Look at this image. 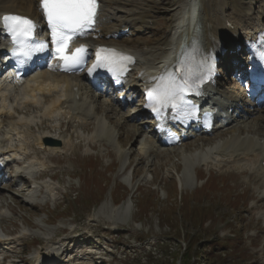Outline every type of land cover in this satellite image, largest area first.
I'll list each match as a JSON object with an SVG mask.
<instances>
[{"label":"rangeland","instance_id":"rangeland-1","mask_svg":"<svg viewBox=\"0 0 264 264\" xmlns=\"http://www.w3.org/2000/svg\"><path fill=\"white\" fill-rule=\"evenodd\" d=\"M181 2L129 0L126 8L117 11V18L125 19L127 26L129 41L124 48L138 59L126 76L123 99H116L106 78H96L94 88L88 83L85 71L93 62L92 50L79 72H63L48 56L38 60L28 75L50 66L56 77L77 82L96 118L110 129L114 138L110 144L90 141L95 122L82 125L66 115L44 117L43 96L38 105L22 109L21 114L0 113V148L19 152L20 163L9 166L25 175L20 178L23 187L19 179L6 175L0 182V236L8 235L11 242L0 247V264H33L38 252L39 263L60 256L62 264H201V256L192 252L200 254L204 246L214 264H264V170H258V163L230 159L198 165L189 171L192 183L182 181V159L194 151L219 147L232 138L251 137L264 146V123L252 117L256 97L247 96L241 73L244 52L230 49L219 59V85L240 95L238 112L225 110L217 115L213 132L197 130L178 145L167 146L141 112L137 75L146 65L160 66L170 55L176 39L173 33L182 17ZM220 3L222 16L248 14L264 30V0ZM23 82L1 90L7 92L13 107ZM58 93L52 91L49 96ZM209 101L233 104L220 92ZM23 117L31 122L20 123ZM232 118L235 121L228 124ZM46 138L61 144H47ZM33 161L43 166L31 171L27 165ZM117 210L126 214L124 222L117 218ZM216 240L221 247L209 249ZM93 247L97 256L89 254ZM5 255L10 258L2 259Z\"/></svg>","mask_w":264,"mask_h":264},{"label":"bare ground","instance_id":"bare-ground-1","mask_svg":"<svg viewBox=\"0 0 264 264\" xmlns=\"http://www.w3.org/2000/svg\"><path fill=\"white\" fill-rule=\"evenodd\" d=\"M19 1L22 0H0V27H2V17L6 14L13 15H21L30 18L35 26H36V35L39 38H45V33H40L42 30H46V15L43 13L41 8L40 0H23V3L19 4ZM129 0H100L101 6L97 10L95 22L90 29L83 33L80 37L73 39L71 42V47L79 44L86 43L88 45L93 44V48L96 44L107 45L112 47L114 50H120L122 52H126L124 46L129 41L126 38L127 26L126 22L117 18V11L123 8H126V2ZM221 1V0H220ZM219 0H183V3L179 6L183 9L182 17L180 21H178L177 29L174 31V35L177 37L176 41L171 43L170 55L162 62L160 66H145L142 72H139L136 78L135 83L138 84L141 88L150 82L155 81L161 77L160 71L162 67L166 65L172 64L176 56L178 54L177 50H174L173 45L178 47V43L183 35H189L196 23H199L202 28V44L201 49L202 53L205 57L217 56L219 59H223L225 54L229 52L230 49L236 50L240 48L244 54H246V61H240L241 70L245 72V75L248 74V70L251 65L249 64V55H248V41L254 39L258 32L264 31L261 27H259L255 23V18L245 15H230V16H222L221 12H219L221 8V3ZM18 2V3H15ZM223 5V4H222ZM108 8L109 10H105L104 8ZM119 12V11H118ZM125 17L129 15V10H126ZM124 17V18H125ZM37 22V23H36ZM226 22H231L234 25V29H229L226 26ZM42 29V30H41ZM241 31H244L243 33ZM0 36L4 39V50L0 46V51L2 54L10 53L11 47L8 48L10 43H8V39L4 35V30L1 29ZM128 44V43H127ZM96 47L94 48V50ZM129 53V52H128ZM134 55L135 53H129ZM93 54L92 57H94ZM49 61L53 62L52 54L49 55ZM60 66L59 61H54V67ZM52 68H49L36 72L31 76L26 74L24 78L14 79L12 83H20L23 82L22 87L18 94V99L15 107L11 106L8 103V94L7 92H1L2 89L7 90V88L12 84L0 80V113L4 112L8 116L14 115L16 112L21 113L22 109H26V107H33L40 103V96H43L46 100L47 104L43 108V116L51 119L56 115H66L70 120L77 121L82 125H87L92 122H95L93 133L91 134L90 141L94 144L96 143H104L110 144L111 139H114L111 135L110 129L105 125L102 118H96V111L89 104L86 98L80 94V87H78L75 83L71 82L68 77H56L54 73L51 71ZM105 70H98L96 73L104 74ZM243 72V73H244ZM91 74H87L88 83L92 88L96 86L94 83L95 76H90ZM240 75V74H239ZM97 76V75H96ZM105 76V75H104ZM242 76V75H240ZM107 77V76H105ZM25 79V80H24ZM124 83L128 82L127 79H123ZM212 88L216 92H220L224 94L228 100H231L233 104L227 103L222 106L223 110H231V112H238L237 109V99L239 97V92L231 89H224L219 85V80L215 78L212 82ZM247 91V96L252 94V97L257 96V92L253 89L252 86L248 85L245 82ZM142 90V89H141ZM52 91L59 92L57 96L54 98H50L49 94ZM121 94L123 92L119 90ZM209 93V92H207ZM120 94V95H121ZM207 95V94H206ZM255 106L252 112V117L257 121H262L264 123V107L260 106L262 102H264V96H258L254 99ZM196 103L204 104V100L202 98H197ZM207 109L209 106L204 105ZM205 108V109H206ZM172 119V118H171ZM216 115H213L214 124H217ZM1 120V116H0ZM235 119L232 118L230 121L224 123L223 127L228 123L231 124ZM29 124L31 122L27 118L23 117L20 120V123ZM152 122V128L156 126L158 123L156 121ZM18 123H16L17 125ZM213 124V125H214ZM96 126V127H95ZM199 126L200 125H195ZM167 127H170L172 130H175L174 124L171 121L167 122ZM200 129L202 132H213L214 127L211 129L203 128ZM15 129V128H13ZM191 132L193 133V128L191 127ZM186 131V132H190ZM159 134L161 142L165 143L164 136L166 134L165 128L162 127L158 131H155ZM182 137L183 134H180ZM247 139L241 141H235L233 138L231 140L226 141L219 147L209 146L203 150L194 151L188 155L184 156L182 159L183 162V183L186 185H190L193 181L192 177L189 174L190 169L195 166H209L215 161L223 162L234 160H244L249 162H257L258 170H264V146L254 141V138L246 137ZM254 139V140H253ZM145 147V143L143 142V148ZM142 148V146L140 147ZM53 149V148H51ZM9 153V154H8ZM0 154L4 155V152L0 148ZM19 157V152L16 150L7 151V157L14 156ZM43 166L41 161H33L27 168L29 170H33L36 168H40ZM105 206L104 204L100 207ZM128 207V205H127ZM111 209V208H110ZM111 212V210H109ZM117 218L120 221H125L127 219L126 214H122L120 210H117ZM121 214H120V213ZM110 219V215H108V220ZM115 220V219H114ZM113 221V220H112ZM9 236H0V243L5 246L9 245L10 238ZM1 245V247H2ZM94 249L90 251V254L96 252ZM8 255H5L2 259H9ZM41 259V252H38L36 255V259ZM56 258V257H54ZM44 261V262H43ZM42 263L48 264V261L42 259ZM80 263V262H78ZM39 264V263H38ZM55 264H59L56 262ZM72 264V263H69ZM82 264V263H81Z\"/></svg>","mask_w":264,"mask_h":264},{"label":"snow or ice","instance_id":"snow-or-ice-1","mask_svg":"<svg viewBox=\"0 0 264 264\" xmlns=\"http://www.w3.org/2000/svg\"><path fill=\"white\" fill-rule=\"evenodd\" d=\"M40 4L51 28V40L57 46L59 58L69 66L81 63L83 46L68 54L70 33L75 34L94 24L98 8L97 0H40ZM2 20L12 34L13 40L20 44L19 54L30 56L32 51H41L47 46L43 42L35 46L25 44L26 39L35 29V24L30 18L21 15H5ZM14 51L17 50L14 49ZM107 51L110 50L101 49V52ZM111 51L115 55L114 50ZM102 59L108 60L109 57L100 58L98 54V62L94 67L105 66ZM124 59L131 58L124 57ZM177 95H179L178 92L170 94L166 90L163 94H157L155 99L156 102L167 103L169 100H175ZM176 106V103L172 104V107Z\"/></svg>","mask_w":264,"mask_h":264},{"label":"trees","instance_id":"trees-1","mask_svg":"<svg viewBox=\"0 0 264 264\" xmlns=\"http://www.w3.org/2000/svg\"><path fill=\"white\" fill-rule=\"evenodd\" d=\"M104 187H106V185H104L103 186V188ZM103 194V193H102ZM102 194H101V196H102ZM101 196L99 197V198H101ZM98 198V199H99ZM97 199V200H98ZM219 246V247H221V243H220V240H216V242H214L213 243V246H210L209 247V249H211V248H213L212 250H214V247L215 246ZM205 249H206V247L204 246V247H202V249H201V252H200V254L197 252V250H193V252L192 253H194V254H196V255H199V257L201 256V260H199L200 261V263L201 264H208L210 261H209V253H207V254H205ZM211 255V254H210ZM222 259V258H221ZM209 264H214L213 262H210ZM219 264H222L221 262L219 263Z\"/></svg>","mask_w":264,"mask_h":264},{"label":"water","instance_id":"water-1","mask_svg":"<svg viewBox=\"0 0 264 264\" xmlns=\"http://www.w3.org/2000/svg\"><path fill=\"white\" fill-rule=\"evenodd\" d=\"M45 142L47 144H53V145H60L61 141L60 140H56V139H51V138H46Z\"/></svg>","mask_w":264,"mask_h":264}]
</instances>
